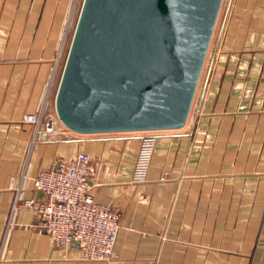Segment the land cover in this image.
<instances>
[{"label": "crops", "instance_id": "obj_1", "mask_svg": "<svg viewBox=\"0 0 264 264\" xmlns=\"http://www.w3.org/2000/svg\"><path fill=\"white\" fill-rule=\"evenodd\" d=\"M81 0H0V264H264V0H225L180 126L157 128L147 179L130 176L140 130L41 133V104ZM88 153L89 192L119 211L116 258L57 245L13 200H40V168Z\"/></svg>", "mask_w": 264, "mask_h": 264}, {"label": "water", "instance_id": "obj_2", "mask_svg": "<svg viewBox=\"0 0 264 264\" xmlns=\"http://www.w3.org/2000/svg\"><path fill=\"white\" fill-rule=\"evenodd\" d=\"M221 0H82L55 94L80 132L185 121Z\"/></svg>", "mask_w": 264, "mask_h": 264}, {"label": "built area", "instance_id": "obj_3", "mask_svg": "<svg viewBox=\"0 0 264 264\" xmlns=\"http://www.w3.org/2000/svg\"><path fill=\"white\" fill-rule=\"evenodd\" d=\"M74 8L75 4L67 19L40 107L36 112H27L23 118L34 126L32 141L41 133L53 134L63 128L70 129L56 112L54 100L57 85L55 86L53 81L65 36L69 28L73 27ZM50 103L53 113L49 111ZM155 130L140 129L142 133L130 176V181L134 184L147 179L156 143ZM94 175L95 168L90 163L88 153L78 151L69 158L59 159L47 167L40 168L33 176V186L42 192V199L25 198L18 201L16 197L11 209L14 210L20 205L34 210L38 216L37 226L57 245L65 246L75 241L84 258L103 261L114 259L117 256L114 245L119 227V211L93 198L89 192V181Z\"/></svg>", "mask_w": 264, "mask_h": 264}, {"label": "rangeland", "instance_id": "obj_4", "mask_svg": "<svg viewBox=\"0 0 264 264\" xmlns=\"http://www.w3.org/2000/svg\"><path fill=\"white\" fill-rule=\"evenodd\" d=\"M224 3H225V0H221L220 5H219V9H218V13H217V16H216V19H215V22L221 16V11L224 8ZM79 8H80V3H79L78 8H77L76 17H77ZM74 11H75V9H74ZM73 14H74V12H73ZM76 17H75V20H74V23H73V27H74V24H75V21H76ZM73 27L71 29L69 28V31L67 32V34L65 36V41H64V44H63L62 54H61L60 59L58 61V65H57V68H56V74H55L54 81H53V84H55V86L58 85V81H59V78H60V75H61V71H62V68H63L64 61H65L66 53H67V50H68V47H69V44H70V40H71V36H72V33H73ZM50 75H51V73L49 74V78H50ZM49 78H48L46 84H48ZM51 103L49 105V111L50 112H52V108H51L52 104Z\"/></svg>", "mask_w": 264, "mask_h": 264}]
</instances>
